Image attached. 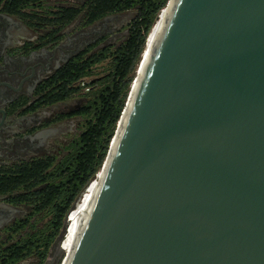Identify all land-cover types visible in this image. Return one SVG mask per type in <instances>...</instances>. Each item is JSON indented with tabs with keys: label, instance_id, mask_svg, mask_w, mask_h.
<instances>
[{
	"label": "water",
	"instance_id": "95a60500",
	"mask_svg": "<svg viewBox=\"0 0 264 264\" xmlns=\"http://www.w3.org/2000/svg\"><path fill=\"white\" fill-rule=\"evenodd\" d=\"M164 9L61 264H264V0Z\"/></svg>",
	"mask_w": 264,
	"mask_h": 264
},
{
	"label": "flooded vegetation",
	"instance_id": "af4514ba",
	"mask_svg": "<svg viewBox=\"0 0 264 264\" xmlns=\"http://www.w3.org/2000/svg\"><path fill=\"white\" fill-rule=\"evenodd\" d=\"M88 1L48 0L40 7L11 11L8 0H0V187H12L0 191V264L10 258L12 247L25 238L29 226L38 224L33 206L18 197L40 186L24 191V184L14 187L8 179L22 178L23 168L41 161L54 165L63 159L85 130L73 127V118L86 119V128L82 109L101 75L83 76L66 84L70 92L56 99L64 84L61 71L74 64L85 66L102 50L118 47L129 36L136 16L135 10H129L128 14L112 13L89 23L85 15ZM79 9L81 13L69 21L62 14ZM101 65H92V70L97 72ZM72 88L77 90L72 93ZM77 99L76 108L68 106ZM34 257L12 264H25Z\"/></svg>",
	"mask_w": 264,
	"mask_h": 264
},
{
	"label": "trees",
	"instance_id": "16d2710c",
	"mask_svg": "<svg viewBox=\"0 0 264 264\" xmlns=\"http://www.w3.org/2000/svg\"><path fill=\"white\" fill-rule=\"evenodd\" d=\"M48 0H8L11 11L22 7H40ZM169 0H89L85 15L90 23L108 14L135 10L136 16L127 39L116 48L102 50L98 57L90 58L86 65L74 64L61 71L64 80L62 99L70 92L66 84L73 83L83 76L98 75L92 65L104 64L101 79L93 84L87 93V103L82 112L87 124L82 134L70 145L69 153L56 164L44 161L21 170L22 178L8 179L14 187L24 184V191L39 185L31 193L20 195L19 201L33 206L35 214H43L46 219L42 226H29L25 238L11 249L13 254L4 264H12L28 256H35L39 264H44L54 243L60 238L66 218L73 209L79 195L101 171L114 136L120 116L126 104L128 92L135 71L145 48L146 38L157 15L166 7ZM79 10H64L68 21L80 14ZM61 18L59 19V21ZM65 21V20H64ZM87 68V69H86ZM66 90V91H65ZM77 88H72L75 92ZM31 180V183L28 182ZM12 182V183H11ZM2 185V183L0 182ZM10 188L0 187V191ZM39 222V219H38Z\"/></svg>",
	"mask_w": 264,
	"mask_h": 264
},
{
	"label": "bare ground",
	"instance_id": "6f19581e",
	"mask_svg": "<svg viewBox=\"0 0 264 264\" xmlns=\"http://www.w3.org/2000/svg\"><path fill=\"white\" fill-rule=\"evenodd\" d=\"M163 11L159 13V18L155 21L154 25L152 26V29L150 30L147 38H146V46L144 48V51H150L153 44L155 43L157 37L159 36L164 18L166 16V9H162ZM145 55L141 56V59L144 58ZM137 75V71H136ZM96 179L92 181V183L86 188V190L83 192V195L81 199L78 201L77 205L74 209L69 213L68 215V225L67 229L64 235V240L62 244H65L66 238H67V252H71L77 234L79 233L82 220L84 218L86 210L89 208L91 202L93 201V198L96 195V192L99 187V175L98 177H95ZM73 213V214H72ZM72 215V216H71Z\"/></svg>",
	"mask_w": 264,
	"mask_h": 264
},
{
	"label": "rangeland",
	"instance_id": "374dc122",
	"mask_svg": "<svg viewBox=\"0 0 264 264\" xmlns=\"http://www.w3.org/2000/svg\"><path fill=\"white\" fill-rule=\"evenodd\" d=\"M74 1V2H73ZM59 2H64V3H69L70 2H73V3H78L80 4L81 3V0H59ZM167 6V5H166ZM132 15H134V12L131 11L130 12ZM125 14H128V11L125 13ZM104 64H102L100 67H99V70H97V73L98 75H101L104 73ZM135 76H136V73H135ZM134 76V78H135ZM130 91V90H129ZM129 93V92H128ZM128 98V97H127ZM127 101V100H126ZM80 101L77 99V100H72L69 102V105L71 108H76V104L79 103ZM73 127H76L78 128L79 130L80 129H85L84 125L86 123V119H82V118H73ZM83 125V126H82ZM73 214V213H72ZM42 215L43 214H39L38 215V219H39V222H38V226H42L43 223H45L46 219L42 220ZM72 216V215H71ZM66 222H67V218H66ZM65 222V223H66ZM60 238H58V240L54 243L53 247L51 248L50 250V253H49V256L48 258L46 259L45 263L44 264H61L65 255H66V252H67V238H66V241H65V244H62L61 241H59ZM62 246V248H61ZM39 264V260L34 257L33 259H29L26 261L25 264Z\"/></svg>",
	"mask_w": 264,
	"mask_h": 264
}]
</instances>
